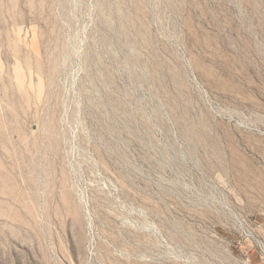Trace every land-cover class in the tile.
I'll list each match as a JSON object with an SVG mask.
<instances>
[{
    "label": "rangeland",
    "instance_id": "rangeland-1",
    "mask_svg": "<svg viewBox=\"0 0 264 264\" xmlns=\"http://www.w3.org/2000/svg\"><path fill=\"white\" fill-rule=\"evenodd\" d=\"M0 264H264V0H0Z\"/></svg>",
    "mask_w": 264,
    "mask_h": 264
},
{
    "label": "crops",
    "instance_id": "crops-1",
    "mask_svg": "<svg viewBox=\"0 0 264 264\" xmlns=\"http://www.w3.org/2000/svg\"><path fill=\"white\" fill-rule=\"evenodd\" d=\"M253 260L254 263H256L259 260V257L257 256H252L251 258Z\"/></svg>",
    "mask_w": 264,
    "mask_h": 264
}]
</instances>
